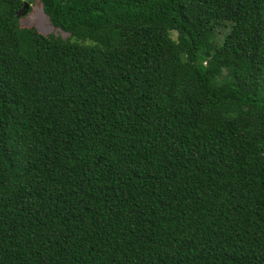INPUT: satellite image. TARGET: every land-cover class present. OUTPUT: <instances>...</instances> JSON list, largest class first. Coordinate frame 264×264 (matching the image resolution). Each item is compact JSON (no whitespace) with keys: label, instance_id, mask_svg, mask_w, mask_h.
Segmentation results:
<instances>
[{"label":"trees","instance_id":"trees-1","mask_svg":"<svg viewBox=\"0 0 264 264\" xmlns=\"http://www.w3.org/2000/svg\"><path fill=\"white\" fill-rule=\"evenodd\" d=\"M40 1L0 0V264H264V0Z\"/></svg>","mask_w":264,"mask_h":264},{"label":"rangeland","instance_id":"rangeland-1","mask_svg":"<svg viewBox=\"0 0 264 264\" xmlns=\"http://www.w3.org/2000/svg\"><path fill=\"white\" fill-rule=\"evenodd\" d=\"M29 3L30 11L21 16L19 22L23 26L35 27L43 34H58L57 30L50 24L47 16L43 12L42 3L40 0H22ZM63 37L66 35L61 34ZM221 35L220 38H222Z\"/></svg>","mask_w":264,"mask_h":264},{"label":"water","instance_id":"water-1","mask_svg":"<svg viewBox=\"0 0 264 264\" xmlns=\"http://www.w3.org/2000/svg\"><path fill=\"white\" fill-rule=\"evenodd\" d=\"M27 8H28V4L25 3L24 6H23L22 11L20 12V14H23Z\"/></svg>","mask_w":264,"mask_h":264}]
</instances>
